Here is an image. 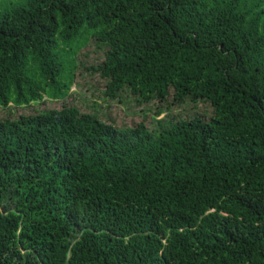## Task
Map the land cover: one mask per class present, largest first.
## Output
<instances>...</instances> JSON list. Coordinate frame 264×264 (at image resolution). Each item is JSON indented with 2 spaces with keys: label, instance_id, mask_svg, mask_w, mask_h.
Returning a JSON list of instances; mask_svg holds the SVG:
<instances>
[{
  "label": "trees",
  "instance_id": "trees-1",
  "mask_svg": "<svg viewBox=\"0 0 264 264\" xmlns=\"http://www.w3.org/2000/svg\"><path fill=\"white\" fill-rule=\"evenodd\" d=\"M90 46L104 99L213 116L81 111ZM23 107L0 118V264H264V0H0V108Z\"/></svg>",
  "mask_w": 264,
  "mask_h": 264
},
{
  "label": "rangeland",
  "instance_id": "rangeland-1",
  "mask_svg": "<svg viewBox=\"0 0 264 264\" xmlns=\"http://www.w3.org/2000/svg\"><path fill=\"white\" fill-rule=\"evenodd\" d=\"M80 73L77 74V83L71 89V96L68 101H74L81 111L85 110V103L95 106L102 119H114L113 124L117 126H133L144 121L151 129L155 127V121L168 117L169 119L181 120L197 114L209 120L213 116L212 107L206 102L176 104L170 96L166 102L160 103L156 100L145 104H138L135 101L128 102V98L117 100H106L103 97V82L97 74L87 72L83 67L96 66L102 60V52L90 46L83 51L80 57ZM82 63V64H81ZM123 97V96H122ZM62 106L59 102L46 101L45 105L39 108H57ZM160 112V114H157ZM11 113L14 116L33 113V108L23 107L18 109L0 108V118Z\"/></svg>",
  "mask_w": 264,
  "mask_h": 264
}]
</instances>
